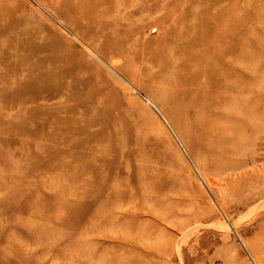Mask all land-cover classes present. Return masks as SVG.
<instances>
[{
  "label": "rangeland",
  "instance_id": "374dc122",
  "mask_svg": "<svg viewBox=\"0 0 264 264\" xmlns=\"http://www.w3.org/2000/svg\"><path fill=\"white\" fill-rule=\"evenodd\" d=\"M37 1L57 15L49 0ZM140 1L55 3L74 6L78 26L87 22L90 33L99 26L105 33L104 49L119 51L132 41L152 48L171 44L174 27L162 24L157 29L151 22L175 18L182 8L187 12L197 8L209 16L219 14L221 8L234 12L230 23L238 35L243 63L237 70L240 82L233 92L232 110L199 94V118L191 108L186 116L190 122L208 117L212 135L199 137L191 147L166 112L148 101L155 120L150 123L153 135L145 140L156 136L152 141L159 142L160 153L140 174L130 153L124 157L126 165L111 158L108 175L102 177L94 165L75 175L73 168L85 163V155L72 158L73 149L58 143L55 153L39 157L33 151L25 161L8 150L17 161L14 165L13 156L9 164L1 150L0 264H264V0H144L151 1L153 13L135 11ZM33 2L0 0V37L3 29L26 26L37 34L33 43H43L42 32L49 33L50 22ZM201 12L191 13L193 19H199ZM76 38L74 49L94 57V46ZM81 54L75 56L83 61L87 54ZM99 60L100 64L83 69L97 71L100 83L115 97L113 104H124L121 86L126 81L109 76L111 67L104 58ZM22 165L30 169L22 170ZM38 166H42L39 172ZM116 175L125 181L114 183ZM27 184L29 194L24 190Z\"/></svg>",
  "mask_w": 264,
  "mask_h": 264
},
{
  "label": "bare ground",
  "instance_id": "6f19581e",
  "mask_svg": "<svg viewBox=\"0 0 264 264\" xmlns=\"http://www.w3.org/2000/svg\"><path fill=\"white\" fill-rule=\"evenodd\" d=\"M49 1L48 6L56 16L37 0L33 2L50 22V25L47 23L49 33L42 32L47 37H43V43H33L37 34L25 30L26 26L3 29L0 37V151H6L9 164L12 156V164L17 161L8 150H15V155L27 160L33 151L39 157L55 153L58 143L73 149L72 158L79 160L85 155V163L73 168L75 175L81 174L80 168L94 165L106 177L110 159L116 157L125 164L127 153L138 164L134 165L138 174L145 173L149 160L160 153L159 142L152 141L156 136L145 140L153 135L150 123L155 120L147 107L148 101L166 112L176 131L191 147L196 141L199 143V137L212 135L209 133L212 130H208L209 118L197 119L199 94L208 97L207 102L223 104L222 108L232 110L233 92L240 82L237 70L243 63L239 57L238 35L230 23L234 12L221 8L219 14L209 16L197 8L188 12L182 8L175 18H156L151 22L157 29L162 24L174 27L171 34L176 40L171 44L152 48L148 43L140 42L137 46V41H132L119 51L116 47L104 49L102 35L105 33L99 26L91 33L86 32L87 22L79 27L72 13V10L76 13L74 6L68 8L55 0ZM137 6L135 11L153 13L151 1L141 0ZM195 11L201 12L199 19L192 17ZM60 18L70 24V31ZM61 25L66 28L62 29ZM78 35L94 46V57L83 49L80 52L74 49V39H81ZM167 35L170 34L163 37ZM83 51L88 57L85 55L82 61L75 55H84ZM97 56L111 67L107 71L109 76L126 81L121 86L124 104H113L115 97L100 83L102 78L97 71L88 73L83 69L87 64H100ZM202 105L211 108L205 102ZM112 108L117 109L115 114ZM189 108L196 112L194 122L187 119ZM46 132L49 135L45 136ZM134 137L140 148L134 143ZM41 168L38 166L35 170L39 172ZM20 169L30 168L22 165ZM112 180L117 184L125 178L116 175ZM28 185L24 190L29 194Z\"/></svg>",
  "mask_w": 264,
  "mask_h": 264
}]
</instances>
